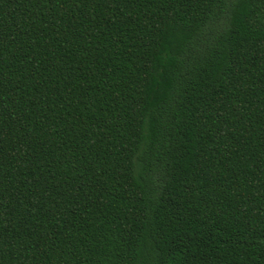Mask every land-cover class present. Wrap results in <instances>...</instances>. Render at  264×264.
<instances>
[{
    "label": "trees",
    "instance_id": "16d2710c",
    "mask_svg": "<svg viewBox=\"0 0 264 264\" xmlns=\"http://www.w3.org/2000/svg\"><path fill=\"white\" fill-rule=\"evenodd\" d=\"M0 264H264V0H0Z\"/></svg>",
    "mask_w": 264,
    "mask_h": 264
}]
</instances>
